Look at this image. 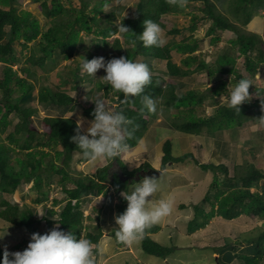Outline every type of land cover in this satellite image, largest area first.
<instances>
[{
    "label": "trees",
    "instance_id": "1",
    "mask_svg": "<svg viewBox=\"0 0 264 264\" xmlns=\"http://www.w3.org/2000/svg\"><path fill=\"white\" fill-rule=\"evenodd\" d=\"M108 1L97 0L89 8L92 2L81 0L80 8H71L64 5L62 0H0V64L2 66V75L0 76V91L2 92L0 98V193L14 194L23 181L30 178L36 180L37 189H42L43 174L46 173L48 176L60 175L63 190L66 194V202L61 208L58 219L45 216L47 224L50 227L58 226L63 230L65 229V231H73L78 238L89 239L93 244L95 253L98 252L99 242L104 235L103 227L99 223V216L97 217L96 232L90 230L91 227L86 228L83 224L84 212L81 208L83 199L87 198L93 191L102 194V199H106L110 189L113 188L116 196L119 197L116 203V211L119 215L127 207L126 200L123 199L120 193L126 190V184L131 185L136 180L129 181L130 177L135 176L140 170L147 167L152 168V166L145 161L142 165L135 167L136 169L129 170V164L122 159L121 155L113 160L106 159V163L92 175L72 174L69 167L73 155L75 152L81 153L71 139L76 134L77 120L71 116L46 115L43 116L42 124L38 127L32 121L38 108L33 105L28 106L27 102H36V104L49 108L50 111L65 107L72 109L77 105V97L68 91H56L45 84L37 88V79L34 81L37 72L34 68L43 69L58 54L67 59L73 57L76 54L75 48L82 41V32L86 35L94 34L97 38H101L103 45H108V38L120 32L118 24H114L118 15L116 10L104 12V6ZM230 1L231 11L237 14L236 22L221 13L214 0H187L186 3V5L189 3L202 4L200 7H194L193 10H200L203 12V17L213 22L208 34L215 33L213 36L214 42L221 41L219 33L223 30H232L236 34V38L231 42L230 47L232 48L223 50L211 62L194 54L199 49V42L193 34L184 37L179 42L165 43L161 47H144L138 39L140 33L144 30L143 21L146 19H152L160 26L168 28V31L172 34L180 33L181 30L168 23L163 16L179 13L184 8L169 4L168 0H139L135 14L121 20L130 30L125 33L120 32L123 35V40L116 38L113 45L114 53L108 54L106 58V60H109L114 57L125 56L136 61L137 58L143 57L142 61L139 62L148 64L152 71L154 65L147 62L146 58L165 60L167 61L168 74L173 79L185 77L191 73L190 70L183 69L182 66L186 67L188 65L191 67L197 64L196 71L206 70L210 80L218 79L216 87H211L208 90L212 94L210 97L207 94L201 96V94L192 91L179 95L175 82H167L165 86H162L160 78L151 74L152 82L146 86L144 94L150 95L154 99L164 97L166 102L174 107L190 106V111H193L197 105H204L206 99L215 107L212 115L196 116L191 113L185 117V120L172 124L175 130L184 134H202L206 130H208V133L214 134L219 130L221 131L225 126L242 125L249 118H255L258 122L264 118V110L260 106L263 103L261 98L250 99L242 104L239 113L234 109H229L222 99H218L222 94L227 96L229 92V81L223 79L224 74H235L240 78H246L239 74L242 71L236 67L237 57L233 54L232 49L238 48V55H242L244 59L243 69H246L251 77L257 74L259 66L264 63V39L260 34L248 33L244 29L255 13L261 12V10L264 11V0ZM34 3L39 5L41 12L51 22L46 30L31 10L21 8ZM199 19L195 13L192 15L193 23L190 26L192 32L197 29ZM5 39L6 42H4ZM16 43L21 44L22 49L28 48L30 51L24 62L26 66L20 68L25 77H22L18 70L14 68L15 64L21 62L19 52L16 51ZM124 45L127 47L125 48ZM174 50L187 54L181 61L182 66L174 61L172 54ZM56 53L57 55H55ZM94 57L91 53L87 54L88 60ZM79 70L80 67L78 66L73 71L74 88H79V83L85 79ZM236 72L239 73L236 74ZM234 80V78H231L232 84ZM97 90H104L106 95L110 90H113L116 99L115 110L122 109L124 114L133 120L134 125H138L134 135L127 140L128 150L134 149L140 144L150 122V112L146 109L141 110L143 108L142 96L131 97L123 102V93L115 91L111 85L102 81L98 82ZM262 91L258 86L251 85L249 88L250 95H257L256 97L260 96ZM95 106L96 104H91L83 108L84 117L88 119L89 123L94 118ZM252 110L254 111L252 114L259 117L249 115ZM12 116H16V120H13ZM3 134H6V136H3ZM54 144L61 148L55 151V160L44 166V159L51 153L50 149H44L51 148ZM162 149L163 156L160 166L162 169L171 164L170 161L185 162L186 159H191L203 170L210 169L214 173L211 187L206 192L202 202L209 201L216 209L214 208L208 212L196 206L195 215L189 223V231L193 232L199 227H204L208 223L207 221L216 214L228 219H234L242 215L248 220L264 219V188L260 186L261 181L264 180V168L261 165L245 159L248 163L241 168L237 167L235 174L231 175L228 166L223 162L219 164H215L214 161L203 163L191 152L175 157L172 154L170 139L165 140ZM248 152L250 155L254 153L251 150ZM57 159L60 160V164L56 162ZM81 159L90 161L83 155ZM114 161L121 167V174L126 178L125 180L119 172H111L110 169ZM222 173L224 178L220 177ZM69 183H72L73 186H69ZM109 185L112 187L110 188ZM53 203L59 204L60 201L55 199ZM0 204L4 206L0 211V218L5 223L24 228L30 233L38 232L41 220L35 218V214L30 207L21 208L18 204H12L6 199H2ZM102 208L99 209L100 212L104 210ZM50 211L52 214L55 213V209ZM191 222L194 224L192 225ZM156 229L157 225H154L146 230L141 237L142 248L148 255L166 260L178 249V246L171 247L158 242L150 235ZM84 230L85 232H83ZM115 234L116 230H113L111 235L116 239ZM21 242L14 247L25 249L28 246V244L25 245ZM238 242H246L249 245L254 244L256 246L253 255L238 254L244 264H264V224L258 230V233L252 232L251 236H242L238 239ZM7 249L12 252L11 249ZM4 250L5 248L0 242V260L3 259Z\"/></svg>",
    "mask_w": 264,
    "mask_h": 264
},
{
    "label": "rangeland",
    "instance_id": "2",
    "mask_svg": "<svg viewBox=\"0 0 264 264\" xmlns=\"http://www.w3.org/2000/svg\"><path fill=\"white\" fill-rule=\"evenodd\" d=\"M63 4L67 7H77L80 8L81 0H62ZM92 3L89 6L91 8L93 4L97 0H90ZM139 0H109L106 5L104 6V12H109L113 9L117 12V19L115 20L114 24H118L124 17L132 16L135 14L136 7ZM219 8V11L224 15L228 16L234 22H236L237 14L231 11V1L230 0H214ZM201 3H189L187 4L184 9H182L179 13H172L164 15L166 21L170 24L175 25L178 29H180L179 34H172L168 31V28H162V38L165 40V43L176 41L179 42L184 37L193 34L199 42V49L194 52V54L198 57L205 58L208 62H211L217 58L219 53L223 50L232 48L231 42L233 39L236 38L235 32L232 30H223L219 33L221 35V42H214L213 36L215 33L208 34V30L210 26H212L213 22L206 17H203V12L200 10H193L194 7H200ZM24 9L31 10L34 15L40 20L43 28L46 30L50 25L51 22L48 20L46 15L41 12L39 5L34 3L32 5L21 7ZM121 12V14H120ZM196 14L198 18H200L197 22V29L192 32L190 26L193 23L192 15ZM260 16L263 19L264 25V11L255 13L247 26L244 29L248 33H257V28L254 26L252 27V22L255 24L257 19L255 16ZM262 25V26H263ZM243 28V27H242ZM82 41L78 44L75 48L76 54L71 58H65L63 55L57 53L55 55L56 58L48 63L46 67L43 69L34 68L35 72H37L36 78V87H40L41 85L45 84L54 90H65L68 91L70 94L77 97V105L72 107H65L62 109H57L55 111H50L49 108L43 107L41 104L39 105L36 102L32 103L31 101L27 102L28 106H37L38 111L33 116V122L39 127L42 124L43 116L46 115H57V116H71L77 122L82 123V131L87 132V128L90 126V123L84 117L83 108L88 107L91 104H95V99H102L106 106L112 110H115V93L113 90L106 95L104 90H97V84L99 81L105 82L103 76L106 75L104 69H100L95 77L88 76L82 70V61L87 59V54L91 53L95 57L103 56L105 59L107 58L108 54L114 53V41L116 38L123 40L122 33H117L112 35L108 38V45H103L101 42V38H97L96 35H86L84 32L81 33ZM262 38L264 39V31L262 32ZM23 41V40H21ZM6 42V39L4 40ZM17 52H19V56L21 57V62L15 64L14 68L18 70V73L25 77L24 73L21 72L20 68L26 66V58L29 55V49L24 48L22 49V45L16 43ZM125 48L127 47L124 45ZM84 47V48H83ZM233 54L237 57L236 59V67L240 68L242 71L243 77H246L253 81V86H258L264 92V63L259 66V71L255 74L254 77H251L249 72L243 69V62L244 59L242 55H238L239 50L232 49ZM256 54V51L254 52ZM39 54V53H38ZM174 61L182 66L181 61L187 54H182L181 52L174 50L172 52ZM119 58V57H118ZM143 57H139L136 61H142ZM147 62L154 65V70H150L152 75L158 76L160 78V82L162 86H165L167 82H175L177 84V93L179 95L184 94L188 90H198L197 92L202 94L207 93L210 97L212 94L206 90L207 87H211L212 85H216L218 83V79H214L210 81V77L208 76L206 70L204 71H195L196 69L183 67V69L190 70L191 73L185 77L173 79L169 76L165 60L154 59V58H146ZM88 60V59H87ZM80 67V74L84 75V81L81 80L79 83V88H74L75 80L73 77V71ZM194 68L197 67V64L193 65ZM33 68V67H32ZM2 75V66L0 64V76ZM235 75V74H234ZM218 76V75H217ZM225 79H230L233 77L232 74H226L223 76ZM183 78V79H182ZM235 80L233 84L231 81L228 83V95L222 94L218 99H222L223 102L227 103V99L230 95V91L232 87L240 79L239 76L235 75ZM229 81V80H228ZM211 84V85H210ZM214 87V86H213ZM212 87V88H213ZM216 87V86H215ZM214 87V88H215ZM181 92V93H180ZM257 95H251V99L255 100ZM2 97V92L0 91V98ZM262 98L263 103L260 104L262 110H264V94L260 97ZM157 103V111L152 113L150 112V122L148 124V129L145 133V136H159V145L161 142H164L165 133L167 132L166 129H170L171 131L168 132V135L173 136H189L195 137L192 141L189 139V142L192 143L194 147L191 153L194 154L195 157L198 158L199 161L206 163L214 161L216 163L226 164L230 170V174H235V170L237 167H242L246 163L245 159L248 158L249 160L253 161L257 165H261L264 168V118L260 122L256 121L255 118H249L241 125H234V126H225L221 131L214 134L208 133V130L204 131L201 136L196 137L193 134H184L180 131H175V128L172 126L174 122L179 123L180 121L185 120L189 114L193 113L196 116H209L212 115L215 111V107L210 104L209 100L206 99L204 105L200 106L197 105L190 111V106H182L180 108L174 107L169 105L166 102L164 97H159L155 99ZM91 102V103H90ZM254 112L253 110L250 111L249 115ZM16 116H12L13 120H16ZM246 124V125H245ZM150 132V133H149ZM148 133V134H147ZM164 133V134H162ZM218 133V134H217ZM6 136V134H3ZM23 136V135H22ZM144 138V137H143ZM142 138V139H143ZM174 138V137H173ZM222 139V143L219 141ZM172 142V139H170ZM219 144H226L228 148V152L225 155L222 153H218L217 155L215 152L217 151V147ZM157 145V144H155ZM173 146V145H172ZM244 148V150L242 149ZM60 146L52 145L51 148H45L44 150H51L50 155H48L44 159V166H47L49 162L55 160V151L60 150ZM139 148V149H137ZM42 149V148H39ZM138 151L141 150V147H135ZM258 149V150H257ZM162 150V148H161ZM249 150L253 151L252 155L249 154ZM156 151V150H154ZM163 151V150H162ZM172 154L175 155L174 149L172 148ZM186 152V153H190ZM214 152V154H213ZM155 153V152H154ZM163 153V152H162ZM185 154V153H184ZM183 154V155H184ZM212 154V156H211ZM142 155H137L132 157L131 159H127L126 162L131 164L132 166H128L132 169L134 166L138 167L139 159ZM163 156V154H162ZM24 157H26L24 155ZM82 155L80 152H75L73 158L70 162L69 170H71L72 174L78 175H92L96 172L99 167H102L104 163H106V159L103 160H96V161H85L81 159ZM39 158V157H38ZM138 158V159H136ZM122 159L124 160V156L122 154ZM139 160V161H138ZM125 161V160H124ZM56 162H60L59 159ZM170 163V162H169ZM170 165V166H169ZM166 165L168 167V171L164 172L163 175L157 179V183L167 185L173 184L172 186L177 187L174 191L172 198L170 199L173 203V209L171 214L165 217V221L167 224L169 222H173V227L169 224L168 226H162V231L154 235V238L157 239L158 242L163 243L164 245L170 246H178L179 248L175 251V254H172L168 259L164 260L162 258H158L155 256L148 255L143 251L141 238H138L131 244L118 242L117 244L120 246L119 252L113 255L109 261H107V256L110 254V250L112 249L111 239L110 236L113 230H118V225L115 222V217L118 215L114 214V204L115 200L117 202L118 196L114 197V204L113 210L112 207L107 206L104 212L106 215L102 214L99 211L102 206L106 205L108 202V198L110 194L113 195L112 191H115L113 188L110 189L109 194L106 199H102V194H98L96 191H93L87 198L83 199L82 201V210L84 212V225L86 228H90L93 232H96V224H97V217H100L99 223L103 227V236L98 245V252H94L96 264H219L220 261V254L222 259L228 260V263L231 262L232 256L236 257L237 260L240 259L238 256H234V252L242 255L244 252L255 253L256 246L254 244H248L246 242L240 243L238 239L242 236H251L253 233H258V230L263 227L264 219L256 218L248 220L245 216L237 217L234 219H228L223 221L222 227H218L213 229V235L209 236L208 241H210L208 247L207 246H200V242L203 239L194 238V236L189 235L186 230V225L190 223V219L194 217L196 206L201 207L203 210L210 212L215 207L211 205L209 201L202 202L203 198L208 192L211 187V182L214 176L213 171L211 170H203L199 167L191 159H186L185 163H171ZM166 167V168H167ZM184 172H182V170ZM111 172L120 171L117 163L114 161V166L111 167ZM55 177V178H54ZM220 177L224 178L223 173ZM188 180V184L186 186L180 187L178 185V181H185ZM43 183L42 189L36 188V180L30 178L29 180H24L23 183L18 187L14 194H2L0 193V202L2 199L8 200L12 204H18L21 208L30 207L34 214L35 218L41 220V225L39 227L38 232L44 234L48 232L53 227L48 226L46 219L44 218H54L58 219L59 214L61 212L62 206L66 202V194L63 190V184L61 182V176L52 175L48 176L46 173L43 174ZM142 180V179H141ZM138 181H133L130 185L129 183L125 185L126 190H131L135 183ZM69 186H73L72 183H69ZM260 186L264 188V180L261 181ZM179 187V188H178ZM226 189V188H224ZM261 192V190H260ZM116 193V192H115ZM164 193H162V196ZM30 197V198H29ZM59 200V204L53 203V200ZM40 200V201H38ZM153 199L149 201V204H153ZM105 203V204H104ZM127 203V201H126ZM183 203L186 204V209L181 207ZM109 205V202H108ZM103 206V208H104ZM4 208L3 205L0 204V211ZM194 210H193V209ZM51 209H55V213L52 214L50 211ZM183 209V210H182ZM216 209V208H215ZM39 213L44 214L41 216ZM113 213V214H112ZM190 215V216H189ZM218 217H222L221 215L216 214L212 217V220H217ZM224 218V217H222ZM163 219L160 221L159 225H162ZM171 222V223H172ZM175 222V223H174ZM188 223V224H187ZM211 221L208 223L210 224ZM193 225L194 223L191 222ZM231 227L229 232H224V226ZM56 227V226H55ZM165 227V228H164ZM207 227H203L198 231L199 237L204 236L207 234H203L204 229ZM223 228V229H222ZM7 230V233L4 235L3 239H0V242L4 248H9L12 252L15 251H23L24 249L14 247L16 244H29L31 235L29 231H26L24 228H19L11 225L10 223H5L0 218V233H3ZM86 230V229H85ZM85 230L83 232H85ZM212 230V229H211ZM222 230V231H221ZM256 230V231H255ZM19 234V235H18ZM227 234H229L227 236ZM214 236V238H213ZM225 236V239H224ZM114 237V236H112ZM115 238V237H114ZM216 239V240H214ZM116 241L118 239L116 238ZM187 244V245H186ZM124 245V246H123ZM206 245V244H205ZM192 246V247H191ZM222 246V247H221ZM206 247V248H204ZM214 247V248H213ZM220 247V248H219ZM16 248V249H15ZM218 248V249H217ZM129 249V250H128ZM123 250V251H122ZM231 250V251H230ZM220 251L221 253L219 254ZM230 251V252H229ZM222 264V263H221ZM236 264H243L242 261L236 262Z\"/></svg>",
    "mask_w": 264,
    "mask_h": 264
},
{
    "label": "clouds",
    "instance_id": "3",
    "mask_svg": "<svg viewBox=\"0 0 264 264\" xmlns=\"http://www.w3.org/2000/svg\"><path fill=\"white\" fill-rule=\"evenodd\" d=\"M168 3L184 8L187 0H168ZM143 24L144 30L138 37L143 46H163L165 40L162 38L161 26L152 19L144 20ZM118 28L122 33L130 30L122 22ZM81 63L83 72L91 77H95L100 69H104L106 72L104 80L115 91L123 93V102L131 97L142 96L141 110L146 109L152 113L157 111L155 99L144 94L146 86L152 82L148 64L125 56L109 60L99 56L91 60L84 59ZM251 85H254L252 80L240 78L230 91L227 107L239 113L241 105L251 99L249 92ZM94 101L96 104L94 118L90 121L87 132L81 130L82 123L78 122L76 134L71 139L83 157L92 161L119 158L128 151L127 140L134 135L138 125H134L133 120L127 117L122 109L112 110L102 99ZM158 189L156 177L145 176L135 183L131 190L120 193L127 201V207L115 217L118 225L115 235L119 241L131 244L142 237L147 229L171 214L173 203L166 197L149 204ZM6 233L7 230L0 233V239H3ZM0 264H96V261L93 244L89 239L78 238L73 231H65L56 226L44 234L32 233L30 242L23 251L10 252L5 248Z\"/></svg>",
    "mask_w": 264,
    "mask_h": 264
},
{
    "label": "crops",
    "instance_id": "4",
    "mask_svg": "<svg viewBox=\"0 0 264 264\" xmlns=\"http://www.w3.org/2000/svg\"><path fill=\"white\" fill-rule=\"evenodd\" d=\"M256 17V19H257V21H256V23L254 24L253 22H252V27L254 26L255 28H257V32H258V34H260L261 36H262V32L264 31V25H263V19L260 17V16H255ZM263 25V26H262ZM187 68H193V69H195L194 67H193V65L190 67V66H186ZM196 71V70H195ZM204 71V70H203ZM209 82H211L212 83V81L210 80ZM193 91L194 92H197L198 90H195V89H193ZM262 94H264V92L262 91L261 92V94H260V96L262 95ZM251 96V95H250ZM259 96V97H260ZM262 99V98H261ZM262 102H263V100H262ZM227 104V103H226ZM167 130V132L165 133V138H164V140L165 139H172V148L174 149V152H175V157H178V156H181V155H183L184 153H186V152H190V151H192L193 150V146H192V143H190L189 142V139L192 141L195 137H187V136H180V135H177V136H173V137H171L172 135H168V132L169 131H171L170 129H166ZM176 131V130H175ZM150 133V132H149ZM148 134V133H147ZM162 134H164V133H162ZM187 135H189V134H187ZM193 135H195L196 137H198V136H201L202 134H193ZM159 136L158 135H156V136H154V137H152L151 135L150 136H145L144 135V138L141 140V142H140V144L138 145V147H141L142 149L141 150H137V149H139V148H137V149H132V150H128L126 153H124L123 154V156H124V160H127V159H131L132 157H135V156H137V155H142L139 159H141L142 161L140 162L139 160V164L138 165H140L141 163H143L144 161H147V162H149L151 165H152V167H155V168H159L160 166H161V164H162V162H161V159H162V150H161V148H163V144H164V142H161V145L160 146H158L159 144ZM220 143H222V139L219 141ZM155 144H157V145H155ZM218 145V144H217ZM155 147V148H154ZM228 146L226 145V144H219L218 145V147H217V151L218 152H215V154L217 155L218 153H222V155H225V154H227V152H228ZM242 149L244 150V148L242 147ZM154 150H156V151H154ZM155 152V153H154ZM173 152V151H172ZM213 154H214V152H213ZM158 155V156H157ZM211 156H212V154H211ZM136 159H138V158H136ZM246 159H248V158H246ZM249 160V159H248ZM244 163H248L246 160H245V162ZM128 164H129V162H128ZM129 166H132L131 164H129ZM135 167V166H134ZM170 169V168H169ZM168 168H166V171H168L169 170ZM182 170V169H181ZM182 172H184L183 170H182ZM188 184V180L187 179H185V181H178V185L180 186V187H183V186H186ZM173 184H165V185H163V184H159V189H158V192L154 195V197L152 198L153 199V204L154 203H156V202H158V200L161 198V197H166V198H168V199H171L172 198V196L173 195H175L174 194V191H175V189L177 188V187H175V186H172ZM179 188V187H178ZM112 193H113V196L114 197H116V193H115V191H112ZM162 193H164V195L162 196ZM111 195V194H110ZM115 203H117L116 202V200H115ZM183 204H185V203H183ZM115 205L116 204H114V214L116 215V210H115ZM184 206H186V204L184 205ZM241 217V216H240ZM163 219H165V218H163ZM224 220H226L225 218H220V217H218L217 218V220H212L211 221V223L210 224H206L204 227H207L206 229H204V231H203V233H205V232H207V234H205L204 236H202V237H199L198 238V236H199V234H193V236H194V238H197V239H203L201 242H200V246H207L208 247V245H209V243H210V241H208L207 239H209V236H211V235H213L212 234V232L214 231L213 229H216V228H218L219 226L220 227H222L221 225H222V223H223V221ZM160 226V228L158 229V231L156 232V233H154V234H159L161 231H162V226L163 225H159ZM165 226V225H164ZM224 226V225H223ZM225 227V231L224 232H229V230H230V228L232 227H229V226H224ZM165 228V227H164ZM212 229V230H211ZM223 229V228H222ZM161 230V231H160ZM203 230V229H202ZM160 231V232H159ZM222 231V230H221ZM209 235V236H208ZM229 234H227V236H228ZM213 238H214V236H213ZM110 239H111V244H112V249L110 250V254L106 257L107 258V261H109L110 260V258L113 256V255H115L117 252H119V250H120V246L117 244L118 242L116 241V239L114 238V237H112V236H110ZM224 239H225V236H224ZM214 240H216V239H214ZM163 244V243H162ZM206 244V245H205ZM173 254H175V253H173ZM243 254H251V255H253V253H249V252H244ZM232 258L233 259H231V262H229L228 263V260H224V259H222V256H221V254H220V261L221 262H219V264H236V262H239L241 259H239V260H237L236 259V257H233L232 256ZM242 261V260H241ZM243 262V261H242ZM244 264V263H243Z\"/></svg>",
    "mask_w": 264,
    "mask_h": 264
},
{
    "label": "bare ground",
    "instance_id": "5",
    "mask_svg": "<svg viewBox=\"0 0 264 264\" xmlns=\"http://www.w3.org/2000/svg\"><path fill=\"white\" fill-rule=\"evenodd\" d=\"M221 42V41H220ZM199 66V65H198ZM229 74V73H228ZM224 75H226V74H224ZM223 75V76H224ZM233 75V74H232ZM231 78H235V75H233V77H231ZM231 78L230 79H227L226 78V80H229V82H230V80H231ZM183 79V78H182ZM223 79H225L224 77H223ZM211 85V84H210ZM213 86H215V85H212L211 87H213ZM211 87H207L206 88V90L208 91ZM188 91H192V92H194L193 90H188ZM252 92V91H251ZM181 93V92H180ZM196 93H198V94H201V93H199V92H196ZM205 94H207V93H205ZM201 96H203V95H201ZM197 97V96H196ZM200 97V96H199ZM259 97V96H258ZM258 97H256V98H258ZM96 100V99H95ZM261 101V100H260ZM91 103V102H90ZM215 105V104H214ZM242 126V125H241ZM209 129V128H208ZM22 136V135H21ZM28 143V142H27ZM15 145V144H14ZM155 148V147H154ZM71 153V152H70ZM158 156V155H157ZM126 161V160H125ZM193 161V160H192ZM85 162V161H84ZM116 162V161H115ZM145 162V161H144ZM143 162V163H144ZM186 162V161H185ZM185 162H174V161H170V163H173V164H175V163H185ZM117 163V162H116ZM127 163V162H126ZM143 163H141L140 165H142ZM60 164V163H59ZM169 164V163H168ZM117 165H118V163H117ZM139 165V166H140ZM113 166H114V164H113ZM152 166V165H151ZM170 166V165H169ZM168 166V167H169ZM118 167L119 168H121L119 165H118ZM167 167V168H168ZM150 167H147V168H145V169H142V170H146V169H149ZM152 168H155V167H152ZM134 169H136L135 167H133L132 169H130L129 168V170H134ZM155 169H159V170H161L162 171V174H161V176L163 175V173L164 172H166V168L165 169H162V168H155ZM65 170H67V169H65ZM142 170H140L139 172H137L136 173V175L137 174H139L140 175V178L139 179H137V177H136V175L135 176H133V177H130V179H129V181H132L133 179H136L137 181L139 180H141V179H143L144 178V176H142L141 175V172H142ZM208 170H210V169H208ZM120 171H121V169H120ZM115 172H119V171H115ZM108 173V172H107ZM113 173V172H112ZM59 174V173H58ZM60 176V175H59ZM82 176V175H81ZM120 176L125 180L126 178L121 174V172H120ZM160 176V177H161ZM55 178V177H54ZM156 178H159V177H156ZM32 179H34V178H32ZM135 181V180H134ZM234 181V180H233ZM68 182V181H67ZM128 182V181H127ZM110 183V182H109ZM120 185V184H119ZM110 186V185H109ZM112 186H110V188H111ZM126 188V187H125ZM83 191V190H82ZM85 191V190H84ZM83 191V192H84ZM86 193V192H85ZM82 195V194H81ZM30 198V197H29ZM72 202V201H71ZM70 202V203H71ZM108 202H109V205H108ZM108 202H107V204H106V206H105V208H104V210L106 209V207L107 206H110V207H112V210H113V204H114V200H113V195H110V197L108 198ZM116 204V203H115ZM185 204H182V205H180V209H181V207H183ZM183 208H185L186 209V207L184 206ZM103 209V208H102ZM193 209V208H192ZM104 210H103V213L102 214H104V215H106V213L104 212ZM115 210H116V205H115ZM183 210V209H182ZM194 210V209H193ZM116 213H117V211H116ZM113 214V213H112ZM68 216V215H67ZM190 216V215H189ZM29 217V216H28ZM200 217V216H199ZM45 218V217H44ZM193 218V217H192ZM166 219H168V216H167V218ZM226 219V218H225ZM53 220V219H52ZM196 220V219H195ZM195 220H193V221H195ZM190 221H191V219H190ZM197 221H198V219H197ZM210 221H212V218L210 219V220H208L207 222L209 223ZM65 222V221H64ZM172 222V221H171ZM171 222H169L168 224H167V221H165V219H163V221H162V225H166V226H168L169 224L173 227V222L171 223ZM175 223V222H174ZM206 223V222H205ZM207 223V224H208ZM188 224V223H187ZM73 225V224H72ZM157 225V229H156V231L154 232V233H156L157 231H158V229L160 228V226H159V223L158 224H156ZM191 225V224H190ZM70 227V226H69ZM203 227H199V228H197V230H195V231H193V232H191V231H189V224H188V226L186 225V230H187V233L189 234V235H193V234H195V233H198V231L200 230V229H202ZM65 230V229H64ZM153 232L152 233H150V235L154 238V235H157V234H154ZM203 234H205V233H203ZM19 235V234H18ZM150 236V237H151ZM141 238V237H140ZM156 239V238H155ZM157 240V239H156ZM155 240V241H156ZM159 241V240H158ZM244 243V242H243ZM126 244V243H125ZM187 245V244H186ZM124 246V245H123ZM172 247V246H171ZM192 247V246H191ZM222 247V246H221ZM179 248V247H178ZM204 248H206V247H204ZM214 248V247H213ZM220 248V247H219ZM218 249V248H217ZM123 251V250H122ZM231 251V250H230ZM229 251V252H230ZM219 252V254L221 253L220 251H218ZM234 256H238V250H237V252H234ZM218 264V263H217Z\"/></svg>",
    "mask_w": 264,
    "mask_h": 264
},
{
    "label": "water",
    "instance_id": "6",
    "mask_svg": "<svg viewBox=\"0 0 264 264\" xmlns=\"http://www.w3.org/2000/svg\"><path fill=\"white\" fill-rule=\"evenodd\" d=\"M161 174H162V171L159 170V169H155V168H149V169H146V170H142V172H141V175L144 176V177L145 176H148V177H153V176L154 177H160ZM136 177H137V179H139L140 175L137 174Z\"/></svg>",
    "mask_w": 264,
    "mask_h": 264
}]
</instances>
